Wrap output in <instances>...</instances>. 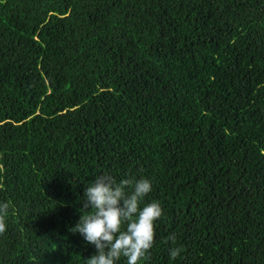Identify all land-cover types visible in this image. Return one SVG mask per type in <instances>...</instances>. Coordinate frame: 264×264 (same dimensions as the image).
<instances>
[{"label":"trees","instance_id":"16d2710c","mask_svg":"<svg viewBox=\"0 0 264 264\" xmlns=\"http://www.w3.org/2000/svg\"><path fill=\"white\" fill-rule=\"evenodd\" d=\"M103 173L161 205L138 264H264V0H0V264H85Z\"/></svg>","mask_w":264,"mask_h":264},{"label":"clouds","instance_id":"9594fccd","mask_svg":"<svg viewBox=\"0 0 264 264\" xmlns=\"http://www.w3.org/2000/svg\"><path fill=\"white\" fill-rule=\"evenodd\" d=\"M151 190L148 178H122L117 182L108 173L96 176L86 185L81 214L72 227L94 246L95 251L85 257V264H117L122 256L126 264H138L145 257L153 244L154 221L162 215L158 201L141 206ZM7 209L8 204L0 202V233L6 229L3 216ZM177 254L178 249L170 250L171 256Z\"/></svg>","mask_w":264,"mask_h":264}]
</instances>
